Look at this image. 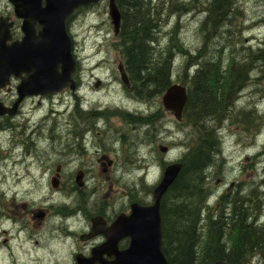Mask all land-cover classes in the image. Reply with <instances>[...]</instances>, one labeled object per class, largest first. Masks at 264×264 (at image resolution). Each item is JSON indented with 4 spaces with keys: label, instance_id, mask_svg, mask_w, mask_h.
<instances>
[{
    "label": "flooded vegetation",
    "instance_id": "af4514ba",
    "mask_svg": "<svg viewBox=\"0 0 264 264\" xmlns=\"http://www.w3.org/2000/svg\"><path fill=\"white\" fill-rule=\"evenodd\" d=\"M1 19L12 24V46L23 38L22 21L5 1H0ZM106 57L82 76L78 64L75 87L59 94L20 98V85L27 82L32 90L35 82L26 73L13 76L0 91V264H78L94 255L95 264L113 263L131 242L119 233L110 247L117 238L114 225L130 216L134 205L153 204L162 166L178 159L172 131L164 125L168 122L141 126L140 118L151 116L139 109L147 102L118 78V54L113 61ZM237 70L234 65L229 73L234 86ZM185 78L189 85V75ZM247 83L252 84H241ZM251 95L234 103L235 113ZM135 127L145 129L135 139L139 147L123 141L124 132ZM62 129L63 137L55 142L52 134ZM130 164L138 173L125 177ZM261 177L264 185V173ZM235 183L232 177L230 187L240 190L231 197L261 200L254 205L264 206V190L253 199L251 181Z\"/></svg>",
    "mask_w": 264,
    "mask_h": 264
},
{
    "label": "trees",
    "instance_id": "16d2710c",
    "mask_svg": "<svg viewBox=\"0 0 264 264\" xmlns=\"http://www.w3.org/2000/svg\"><path fill=\"white\" fill-rule=\"evenodd\" d=\"M154 2L117 1L123 13L120 37L130 77L139 96L147 100L159 98L172 85L170 70L174 61L172 55L160 53L156 49L160 17H154L153 20L149 13L150 6L156 8ZM204 4L208 6L207 22L211 23L213 30L208 34L211 37L206 39L205 48L200 51L199 63L202 62V65L195 73L194 80L191 79L190 97L184 112L185 121L190 122L188 126L195 130L193 138L194 141L197 139V143L182 160L183 168L165 194L161 208L163 253L170 264H210L216 261L237 264L245 261L246 256L250 259L256 255L264 256V227L255 226V221L248 223L249 218H240L241 211L243 215L246 212L237 202H233L231 218L226 213L229 210L226 205H223L220 213L214 215L208 205L212 193L207 181L208 174L204 175L206 167L211 170L216 165L215 157L220 144L217 127L226 119L228 105L239 83L247 78L250 69L254 70L259 65L263 67L264 46L262 51L251 57L247 55L236 72L237 86L232 85L227 71H222L223 64L207 57L208 54L213 56L223 48L236 44L230 42L233 33H237L236 38L240 37V27L237 25L240 13L238 1L206 0ZM226 11L230 18L223 17ZM220 31L221 36L216 37ZM171 43L182 52L179 40L171 38ZM258 55L263 58H258ZM212 62H218L215 69ZM148 70L150 72L144 78L142 73ZM151 84L156 87L150 89ZM205 113L207 120L203 121L200 116ZM196 117L198 122L193 119ZM251 197L255 199L257 191H253ZM254 208L255 205H251V218L256 216Z\"/></svg>",
    "mask_w": 264,
    "mask_h": 264
},
{
    "label": "water",
    "instance_id": "95a60500",
    "mask_svg": "<svg viewBox=\"0 0 264 264\" xmlns=\"http://www.w3.org/2000/svg\"><path fill=\"white\" fill-rule=\"evenodd\" d=\"M16 9V15L24 20V41L14 47V58L3 54L0 58V72L4 79L11 76V71L17 73L29 64V72H35L40 84L36 88L59 91L67 87L74 63L72 44L66 32V21L73 12L82 6L97 3L99 0H10ZM110 15L116 31L120 26V14L111 4ZM36 25L42 27L39 35L35 33ZM2 25H0L1 30ZM17 63L13 67V64ZM22 64V65H21ZM36 67V68H34ZM39 67V68H38ZM59 68L63 73L59 75ZM33 69V71H32ZM38 84V82H37ZM4 84L0 83V88ZM165 107L176 113L181 120V111L185 100L184 91L180 88L168 92L165 97ZM180 165L170 166L164 174L160 186L155 192L156 205L149 209L134 208L132 217L121 221L132 233L131 248L119 256L115 264H169L162 252V220L160 213L161 201L177 179ZM221 264V263H217Z\"/></svg>",
    "mask_w": 264,
    "mask_h": 264
},
{
    "label": "rangeland",
    "instance_id": "374dc122",
    "mask_svg": "<svg viewBox=\"0 0 264 264\" xmlns=\"http://www.w3.org/2000/svg\"><path fill=\"white\" fill-rule=\"evenodd\" d=\"M177 1V2H176ZM238 1V5H239V15H238V19H237V25L238 27H240V37L236 38V34L237 33H233L232 39L230 40V42H239L242 39H244L247 35V30L248 28H251L252 30L258 31L259 32V37H260V41L263 43L264 42V0H237ZM206 2V0H162L161 3L155 8V6H150L151 7V18L154 20L155 18H163L164 20L169 18L170 12L173 11L175 9V6L178 5V7L176 8V10L174 11H179V7H186V12L179 14V16H176L174 14H172L169 18V21H163L162 23V27L158 32V38L160 39V41H158V45H157V51H161V53L163 52V48H162V42L165 38V36L167 35L169 38H176L177 40H179V42L185 46V48H187L189 51L193 50V47L199 48L198 52L201 48V46L203 47L202 49L205 48L206 46V42H207V38L211 37L208 34L210 33L209 31H207L205 28H203L201 26V28L199 29V31L194 30L195 26L197 25V23L199 22V18H202L203 16L208 17L209 16V12H208V6L205 5L204 3ZM180 4V5H179ZM182 4V5H181ZM186 4V6H184ZM159 12V13H158ZM223 12V11H222ZM192 16V17H191ZM96 17V16H94ZM191 17V18H189ZM223 17L225 18H230V15L227 16V11L224 12ZM92 23V21H91ZM212 26V25H211ZM88 35L89 34H95V32H91L90 30H87ZM81 38V37H80ZM217 40V39H215ZM195 43L194 45H190V43ZM203 51V50H202ZM209 51V50H208ZM172 55V54H170ZM184 56V55H183ZM156 58V57H155ZM198 57H196V59L194 61L197 60ZM200 58V56H199ZM208 59L212 58L209 54H208ZM185 59H189V56H184V60ZM199 62V59H198ZM202 63V62H200ZM200 63H198L200 66ZM179 65V62L176 60L173 64H172V68H173V73H172V69L170 70L171 72V77L173 78V82L178 84L183 82V72L189 74L190 76V68L186 67L185 64V68L184 71L180 72V71H175V67ZM224 67V66H223ZM225 68V67H224ZM255 69H250L249 71V75H248V79L246 80L247 82L254 80V78L259 74L260 70H264V65L263 67L261 65L256 66ZM253 70V71H252ZM146 72V71H145ZM144 72V73H145ZM150 70H148L145 74L142 73V76L144 78L147 77V73H149ZM257 74V75H256ZM191 78V76H190ZM260 78V79H259ZM193 79V77H192ZM192 82V80H191ZM190 82V83H191ZM243 85L241 83H239V86L237 88L242 87ZM153 87H156L155 85L151 86L149 85V88L152 89ZM246 89V92L243 95H240L239 97V101L233 102L236 103V105L241 104L244 100V97L246 96L247 93L253 92L256 94V98H253L255 105H242L240 107V112L238 114L235 113L236 109V105L234 106V108L230 105V109H233V111H230L229 109V113L226 116V119L222 122L221 126L216 130V132L218 133L217 135H219V142H220V151H221V157L223 155V163L220 164V162H216V165L214 166L213 169H211L212 171V179L213 178H222L223 176H229L230 175V171L229 168L227 167V165L224 163V159H225V154H227L226 150L231 149L232 147V139L233 136L232 135V127H242L243 128V138H242V143H250V145L252 147L255 146H260L261 144L264 143V73L262 75L259 74L258 80L256 85L251 88L250 84L247 83L246 87H242ZM157 102L158 99H155L152 102L147 103L146 105H141L140 110L144 111L146 115L149 114H154L155 112L158 113L157 111ZM256 102L259 103V106H256ZM211 106V105H210ZM210 108V107H209ZM208 108V109H209ZM207 110V109H206ZM207 112V111H206ZM155 113V114H156ZM231 114V115H229ZM145 115V116H146ZM159 115V113H158ZM205 114H203L202 116H200V119L203 121H206L207 119L205 118ZM155 117V116H154ZM194 121L198 122V117L193 118ZM155 120V118H154ZM155 125H160V115L158 116V120L155 121ZM133 127V125H131ZM221 128V130H220ZM145 129L141 128V132H143ZM156 132H158L157 130H155ZM193 131V129H192ZM192 131L190 130V128L186 127L184 130H182L180 132V136L174 140H172L171 144L172 146H174L175 151V156L178 157V160L181 159L182 157H184L185 155L188 154L190 148L193 145V134ZM212 132V131H211ZM194 133V131H193ZM167 134V133H166ZM139 136V134H136L132 129H128L124 132V137H123V141L124 142H130L132 143V146H134V144L136 143L137 137ZM165 136V135H164ZM167 139V136L166 138ZM264 147V146H263ZM261 153L264 155V148L261 150ZM136 156V155H134ZM136 167L133 166L132 164H130L128 166V171L125 173V177L128 173H138V170L136 171ZM261 170V174L264 173V164H262V166H260ZM207 167L205 168V172L204 175L206 176L207 173ZM232 176H235V174H232ZM129 182L131 179H127ZM259 183L263 184V181L261 180ZM256 184L253 183V185L251 187H255ZM32 186H30L31 189ZM211 187V186H210ZM257 193L260 192V190H264V186H257ZM34 189H36L34 187ZM212 189V193L214 195H212V203L216 201V198L219 196V194L215 193V190L211 187ZM247 189H250L247 187ZM248 200V199H247ZM244 200L240 197L238 199V205L239 207H243V203ZM249 202H252L253 200H248ZM253 205V204H251ZM245 208V206H244ZM254 213L256 214V216L258 215V211L257 209H254ZM252 212L251 209H246V213L244 215H242V217L246 218V217H252ZM4 250H7V247L4 245L2 247ZM14 252V251H12ZM253 261H255L256 264H264L262 261V259L260 257H257L256 259H254Z\"/></svg>",
    "mask_w": 264,
    "mask_h": 264
},
{
    "label": "bare ground",
    "instance_id": "6f19581e",
    "mask_svg": "<svg viewBox=\"0 0 264 264\" xmlns=\"http://www.w3.org/2000/svg\"><path fill=\"white\" fill-rule=\"evenodd\" d=\"M156 1L157 0H155V4H156ZM177 2V1H176ZM180 5V4H179ZM182 5V4H181ZM184 6H186V4L184 5ZM178 7V5L177 6H175V9L174 10H176V8ZM171 11L170 12V15H169V18H170V16L172 15V14H174V15H176V16H179V14H181V12L182 13H184V12H186V11H188V10H186V7H179V11ZM159 13V12H158ZM234 16V15H233ZM169 18L168 19H166L167 21H169ZM166 20H164L163 18H160V21H158V24H159V30L161 29V25H162V23H163V21L165 22ZM230 23V22H229ZM164 24V23H163ZM160 33V32H159ZM158 41H160L159 39H156V43H157V45H158ZM263 44V46H264V42L262 43ZM155 47V46H154ZM158 47L156 46V49H157ZM161 53V52H160ZM255 53H257V52H251V53H249L248 55L251 57L252 55H254ZM258 58H260V57H262L263 58V56L262 55H258L257 56ZM172 58H173V63L176 61V59H177V57H174L173 55H172ZM184 60V59H183ZM198 62V61H197ZM199 63V62H198ZM188 68H190V67H188ZM188 68H187V70H188ZM200 68V66H198L197 67V70ZM257 69H255V71H256ZM223 72H225L226 71V69L223 67V70H222ZM253 71V70H252ZM264 72V70H260V72H259V74L260 75H262L263 73H261V72ZM172 73H173V68H172ZM187 73H184L183 72V82H181V83H178V84H176V83H174L173 82V78L170 80L171 81V83H172V85H171V87H176V86H179V85H182V84H184L185 83V80H186V78H185V75H186ZM195 74V73H194ZM189 75V74H188ZM248 75H249V72H248ZM248 75H247V78L245 79V80H247L249 77H248ZM257 75V74H256ZM194 78H195V76L193 77V79H192V76H191V78H190V76H189V79H188V81H189V83L191 82V79L192 80H194ZM260 79V78H259ZM129 83H130V86H129V88L131 87V86H133V83H132V80H131V77H130V81H129ZM186 84V83H185ZM239 86V85H238ZM133 89H134V86H133ZM246 92V89H237L236 91H235V93H234V95H233V98H232V100L230 101V105L234 108V106H235V104H233V102H236V101H239L240 99H239V97H240V95H243L244 93ZM213 93V92H212ZM164 96V94L161 96V97H163ZM140 97V96H139ZM155 99H159V98H152V99H149V100H147V99H143V98H141L140 97V100L142 101V102H147V103H149V102H152V101H154ZM189 99V98H188ZM146 103V104H147ZM187 104H188V100L186 101V103H185V105H184V110H185V108H186V106H187ZM220 104V103H219ZM141 105H144V103H141ZM141 105H140V107H141ZM230 105H228L229 107H228V109H230ZM140 107H139V109H140ZM218 110V109H217ZM142 111V110H141ZM230 111H233V109H230ZM156 113V112H155ZM149 114V115H151L150 117H141L140 118V123H141V126L142 127H144V126H148V125H152V124H155V121H157V117L159 116L158 115V113H156V114ZM194 114V113H193ZM147 116V115H146ZM155 116V117H154ZM219 117V116H218ZM154 118H155V120H154ZM188 128H190V130L192 131V128L191 127H189V126H187ZM132 130L136 133V134H142L143 132H141V129L140 128H138V127H135V128H132ZM220 130H221V128H220ZM63 133H64V129H62V130H59V131H56L55 133H53L52 134V138L55 140V142L57 141V140H59V139H61L62 137H63ZM150 133V132H149ZM151 134V133H150ZM192 134H193V131H192ZM218 134V133H217ZM147 135V134H146ZM218 137H219V135H218ZM136 143H138V142H136ZM135 143V144H136ZM134 144V145H135ZM137 145V144H136ZM138 146V145H137ZM140 146V145H139ZM138 146V147H139ZM138 147L136 148V149H138ZM142 147V146H141ZM140 147V148H141ZM219 147H220V144H219ZM134 149V148H133ZM192 148H190V150H191ZM129 150V149H128ZM132 150V149H131ZM138 150H140V149H138ZM138 150H134L135 151V153H134V155H136L139 151ZM189 150V151H190ZM219 150V152L216 154V162L218 161V162H220L221 161V151H220V149H218ZM133 151V152H134ZM189 153V152H188ZM129 154H130V152H129ZM187 155H185L184 157H182L181 159H179V162L182 164V160L186 157ZM140 162V161H139ZM223 163V160L220 162V164H222ZM182 166H183V164H182ZM138 169H136V171H137ZM208 172V176H209V178H208V176H207V181H209V184H210V181L212 180V171L211 170H207ZM257 186H264L263 184H261V183H257L256 184V186L255 187H252V192L253 191H257ZM255 189V190H254ZM211 191H212V189H211ZM212 195H214L213 193H211V195H210V197H209V199H208V205H210V204H212ZM242 198L243 200H244V202L242 201L241 203H243V209H244V212H246V209L248 210V209H251V204H254V201L255 202H257V203H261V200H253L252 202H249L245 197H242V196H235V197H231V196H223V195H219L217 198H216V202L220 199L221 200V202L223 203V205H227V204H230V203H233V201H235V202H237V204H238V199L239 198ZM225 200H224V199ZM244 206H245V208H244ZM241 208V207H240ZM254 209H257V211H258V215L257 216H255L254 218H251V217H249V218H251L250 220L251 221H255V222H253V223H255V226H257V227H264V206H259V207H255ZM262 209H263V212H262ZM261 211V212H260ZM235 213V212H234ZM245 214V213H244ZM235 215V214H234ZM242 215H243V211H241V215L239 216L240 218L242 217ZM247 219H248V217H246ZM250 223H252V222H250ZM257 257H260L263 261L262 262H264V256H260V255H256L254 258H252V260H254V259H256ZM210 264H212V263H210Z\"/></svg>",
    "mask_w": 264,
    "mask_h": 264
}]
</instances>
